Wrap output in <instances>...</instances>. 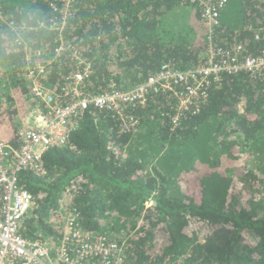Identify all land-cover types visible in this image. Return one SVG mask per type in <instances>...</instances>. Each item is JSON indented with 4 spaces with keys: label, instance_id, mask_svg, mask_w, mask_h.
<instances>
[{
    "label": "trees",
    "instance_id": "16d2710c",
    "mask_svg": "<svg viewBox=\"0 0 264 264\" xmlns=\"http://www.w3.org/2000/svg\"><path fill=\"white\" fill-rule=\"evenodd\" d=\"M62 4L0 0V137L15 149L19 128L45 105L29 76L39 62V81L56 92L90 64L86 90L100 93L134 87L164 62L205 61L210 39L189 0H72L66 16ZM187 6L189 29L165 31ZM219 19L215 44L263 52L264 0H227ZM177 107L163 95L138 103L132 130L89 109L66 145L45 151L41 171L18 173L33 195L22 234L54 246L76 211L85 231L124 242L132 264H264V74H223L200 111L185 110L175 126Z\"/></svg>",
    "mask_w": 264,
    "mask_h": 264
},
{
    "label": "built area",
    "instance_id": "2783aa9c",
    "mask_svg": "<svg viewBox=\"0 0 264 264\" xmlns=\"http://www.w3.org/2000/svg\"><path fill=\"white\" fill-rule=\"evenodd\" d=\"M189 1L201 7L202 21L210 39L205 61L194 68L178 69L164 62L157 72L134 87H113L91 93L86 90L92 73L90 64L68 78L60 92L39 81L46 71L44 64L39 62L29 67L32 92L45 105L34 110L19 128V149L0 137V264H132L127 259L124 242L107 234L85 231L76 211L64 217L61 240L54 246L24 236L21 222L32 207L33 195L19 185L18 173L28 167L41 171L45 151L66 145L71 132L91 108L113 113L123 130H132L140 124L139 118L131 112L133 106L154 96H168L178 102V111L172 117L177 126L185 110L200 111L209 99L212 84L223 74H264V50L257 55H244L242 43L223 48L213 42L227 0ZM71 3L72 0H63L59 10L64 16ZM261 36L264 37V24L256 31V38Z\"/></svg>",
    "mask_w": 264,
    "mask_h": 264
},
{
    "label": "rangeland",
    "instance_id": "374dc122",
    "mask_svg": "<svg viewBox=\"0 0 264 264\" xmlns=\"http://www.w3.org/2000/svg\"><path fill=\"white\" fill-rule=\"evenodd\" d=\"M191 10H192V6H187V7L181 8L180 10L175 11V14H172L171 16H169L168 18L169 25L165 26V31H169V32L177 31V32H180V34L184 33V32H181L183 30L187 31L189 29L188 21L190 18ZM169 35H172V34H169ZM66 197L68 198L69 194L65 196L64 198L65 201H67ZM149 205H151V203H149ZM68 214L69 212H67L64 215V217L67 216ZM64 217H63V220H64Z\"/></svg>",
    "mask_w": 264,
    "mask_h": 264
},
{
    "label": "crops",
    "instance_id": "0c3cea01",
    "mask_svg": "<svg viewBox=\"0 0 264 264\" xmlns=\"http://www.w3.org/2000/svg\"><path fill=\"white\" fill-rule=\"evenodd\" d=\"M24 122H25V121H24ZM24 122H23V123H24ZM22 127H23V125H22Z\"/></svg>",
    "mask_w": 264,
    "mask_h": 264
}]
</instances>
